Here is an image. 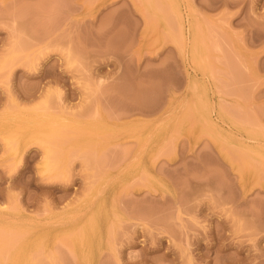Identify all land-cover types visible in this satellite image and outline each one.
I'll return each mask as SVG.
<instances>
[{
	"label": "rangeland",
	"instance_id": "374dc122",
	"mask_svg": "<svg viewBox=\"0 0 264 264\" xmlns=\"http://www.w3.org/2000/svg\"><path fill=\"white\" fill-rule=\"evenodd\" d=\"M0 264H264V0H0Z\"/></svg>",
	"mask_w": 264,
	"mask_h": 264
},
{
	"label": "bare ground",
	"instance_id": "6f19581e",
	"mask_svg": "<svg viewBox=\"0 0 264 264\" xmlns=\"http://www.w3.org/2000/svg\"><path fill=\"white\" fill-rule=\"evenodd\" d=\"M43 163H44V166H47V165H45V164H46V161H44ZM43 163H42V165H43ZM48 165H49V164H48ZM44 168H45V167H44ZM48 168H49V167H48ZM49 169H50V168H49ZM43 171L45 172V171H46V168H45V170H44V169L42 170V173H44Z\"/></svg>",
	"mask_w": 264,
	"mask_h": 264
}]
</instances>
